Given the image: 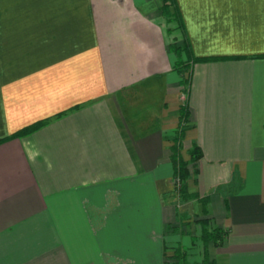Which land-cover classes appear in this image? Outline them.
Returning a JSON list of instances; mask_svg holds the SVG:
<instances>
[{
    "label": "crops",
    "instance_id": "obj_1",
    "mask_svg": "<svg viewBox=\"0 0 264 264\" xmlns=\"http://www.w3.org/2000/svg\"><path fill=\"white\" fill-rule=\"evenodd\" d=\"M161 5L0 0V264H165L164 226L195 223L202 197L221 245L192 247L196 223L169 243L264 264V0H175L170 21ZM179 128L183 161L202 152L187 201Z\"/></svg>",
    "mask_w": 264,
    "mask_h": 264
},
{
    "label": "trees",
    "instance_id": "obj_2",
    "mask_svg": "<svg viewBox=\"0 0 264 264\" xmlns=\"http://www.w3.org/2000/svg\"><path fill=\"white\" fill-rule=\"evenodd\" d=\"M161 1H162V5H161L160 10L163 13V15L167 17L168 21H170L172 18L173 19L176 18V16H174L175 0H161ZM171 9H173V11ZM170 47L171 49L177 51L180 55L182 54L184 55V53L187 54V52L190 50V43L187 40L184 42L183 46H178L176 43H172ZM262 56L264 57V55ZM197 59H203V58H195L194 60H197ZM189 63H190L189 60L186 59V60L180 61L177 66V70L182 76V79L180 82V85L182 87H184L185 84L188 83V76L184 77L183 75L188 70ZM187 116H188L187 109L185 108L184 105H182L180 107L181 123L183 120H187ZM41 122H44V121H39V123L37 122V124L35 123V125H38ZM35 125L31 126L30 128L29 127L24 128L20 130L19 132H17L15 135H18L23 131L31 130L35 127ZM177 133L179 134L178 135L179 137L176 136L177 139L176 141H174V144L171 147V152H172L171 160H172L173 167H174L173 177H174L175 193H177L183 200L187 201V200L193 199L194 197L197 198V194L188 192L187 182H188V179L192 175L191 174L192 171L189 167V164L194 166L195 163L201 158L202 152L198 146L194 145L190 150V156H191L190 161L189 162L183 161V159L181 158L179 154L180 145L178 144V140L182 137V129L179 128L177 130ZM200 202L203 204L205 212L202 217L196 216L194 218V222L201 227V235L198 238L195 236L191 237L192 247L195 244L197 239H199L203 243L204 248L210 241L214 242L215 246L221 245V243L223 242L224 236L227 234V231L220 227L212 226L210 224L209 218L205 216L207 215L206 205L208 203V198L202 197L200 198ZM189 249L190 248H186L178 244L173 249V254L171 256L172 264H193L189 261V258H188ZM202 263L209 264L212 262H208V260L203 256Z\"/></svg>",
    "mask_w": 264,
    "mask_h": 264
},
{
    "label": "rangeland",
    "instance_id": "obj_3",
    "mask_svg": "<svg viewBox=\"0 0 264 264\" xmlns=\"http://www.w3.org/2000/svg\"><path fill=\"white\" fill-rule=\"evenodd\" d=\"M187 74L188 73L186 71L183 76L184 77H187L188 76ZM183 89H184V87H183ZM189 167H190L191 171H194V169H193L194 166H192V165L189 164ZM195 217H193V219ZM179 218L181 220L175 219L173 221V223H167L164 226V231L165 232L163 234H164L165 240H166V242H165L166 243V246L164 247L165 248V253H164L165 264H172L171 256L173 254V249L178 245V244L175 245V243H169V241L174 240L175 238H177V236L187 235V232L190 229V225H192L191 223H193L191 221V218L190 217H187L186 215H184V216L182 215ZM182 220H185V221H182ZM193 224L195 225V223H193ZM210 224H211V222H210ZM170 236L173 237V238H171V240H170ZM171 244H172V246H171Z\"/></svg>",
    "mask_w": 264,
    "mask_h": 264
},
{
    "label": "built area",
    "instance_id": "obj_4",
    "mask_svg": "<svg viewBox=\"0 0 264 264\" xmlns=\"http://www.w3.org/2000/svg\"><path fill=\"white\" fill-rule=\"evenodd\" d=\"M183 98H184V96H183Z\"/></svg>",
    "mask_w": 264,
    "mask_h": 264
}]
</instances>
